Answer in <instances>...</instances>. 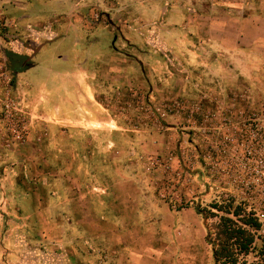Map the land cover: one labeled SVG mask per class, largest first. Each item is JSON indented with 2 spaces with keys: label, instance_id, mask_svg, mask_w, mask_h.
Returning a JSON list of instances; mask_svg holds the SVG:
<instances>
[{
  "label": "rangeland",
  "instance_id": "374dc122",
  "mask_svg": "<svg viewBox=\"0 0 264 264\" xmlns=\"http://www.w3.org/2000/svg\"><path fill=\"white\" fill-rule=\"evenodd\" d=\"M5 6L0 0L1 39H9L4 34L11 30L3 14ZM155 21L142 19L139 24L144 34L139 37L126 23L122 40L117 45L114 41L123 67L104 69L106 82L96 87V94L97 108L103 107L115 127L108 140L116 145L105 152L106 165L98 164L93 148L79 157L77 165L93 185L99 168L111 175L109 179L131 181V187L128 182L118 186L120 217L125 221L132 217L125 200L136 189L141 225L116 229L112 224L84 220L92 228H85L86 233L82 228L81 239L91 234L92 243H82L87 250L75 259L65 251L67 237L56 242L58 237L48 227L41 228L37 221L16 212L17 207L28 210L26 204L19 206L12 195L0 196V215L4 216L0 264H213L206 227L218 219L205 220L194 208L198 203L208 207L227 201L232 205L226 210L236 221L231 215L236 207L260 219L262 227L252 230L254 241L248 254L239 258L246 264H264V101L259 99V87L251 91L243 85L224 87L212 81L211 73L204 82L200 50L195 55L167 50L166 43L156 42L154 29L159 25ZM36 47L33 43L18 57L10 48L0 52V138L8 148L22 153L26 162H22V172L26 174L27 168L40 179L45 162L32 156L40 152L50 133L48 122L36 125L32 107L20 103L21 93L31 96L33 86L20 88L16 73L33 64ZM113 55L106 57L112 61ZM27 73L28 82L29 77H42L38 70ZM7 101L18 103L17 112L9 117L3 112ZM81 150L87 152L85 147ZM95 169L99 172L93 177ZM3 186L8 189L12 184L5 181Z\"/></svg>",
  "mask_w": 264,
  "mask_h": 264
},
{
  "label": "crops",
  "instance_id": "0c3cea01",
  "mask_svg": "<svg viewBox=\"0 0 264 264\" xmlns=\"http://www.w3.org/2000/svg\"><path fill=\"white\" fill-rule=\"evenodd\" d=\"M3 2L6 4L3 14L11 30L4 34L9 39L0 37V52L10 48L18 57L20 52L26 54L33 43L37 44L33 49V64L25 69L26 73L16 72L17 84L20 88H26V84L33 86L31 96L21 93L20 103L32 107L36 125L48 122L50 133L40 145V152L32 156L45 162L40 179L27 168L26 174L22 172L25 162L22 153L8 148L0 138V196L12 195L19 206L26 204L28 210L22 212L17 207L16 212L31 222L37 221L41 228L48 227L58 237L56 242L60 241L59 237H67L65 251L75 259L87 250L81 247L82 243H92L91 234L81 239V229L86 233L85 228H92L84 220L97 221L103 226L112 224L116 229L141 225L136 205L140 194L134 195L136 189L130 190L125 200L132 217L127 221L120 217L118 186L128 182L131 187V181L109 179L111 175H106L109 173L97 168L100 173L93 185L77 166L79 157L84 158L90 148L93 152L97 149L98 164L106 165L105 152L116 145V141L108 140V133L115 127L110 125L103 107L97 108L96 87L105 85L104 69L123 67L113 43L116 40L117 45L122 40L126 23L139 37L144 34L140 21L156 18L159 25L154 29L156 42L166 43L165 48L172 52L195 55L200 50V74L204 82L209 81L206 76L211 73L212 81L224 87L243 85L250 91L259 87V99L264 101V0ZM110 53L114 54L113 62L107 58ZM26 60L29 64V59ZM30 70H38L42 77H29L28 82L24 74ZM79 135L78 140L75 137ZM84 147L87 152L81 150ZM97 169L93 177L99 172ZM5 181L12 184L9 190L3 186ZM3 217L0 215V228Z\"/></svg>",
  "mask_w": 264,
  "mask_h": 264
},
{
  "label": "trees",
  "instance_id": "16d2710c",
  "mask_svg": "<svg viewBox=\"0 0 264 264\" xmlns=\"http://www.w3.org/2000/svg\"><path fill=\"white\" fill-rule=\"evenodd\" d=\"M231 205L230 201L225 205L214 202L208 207H201L200 203L195 204L196 213L202 215L205 220L209 217L218 219L212 227H206L205 240L212 247L213 264H246L239 256L248 254L254 241L252 230L261 227L256 217L239 207L231 214L237 217L238 221L233 219L229 216V210H226Z\"/></svg>",
  "mask_w": 264,
  "mask_h": 264
},
{
  "label": "built area",
  "instance_id": "2783aa9c",
  "mask_svg": "<svg viewBox=\"0 0 264 264\" xmlns=\"http://www.w3.org/2000/svg\"><path fill=\"white\" fill-rule=\"evenodd\" d=\"M17 105H18V103H12L11 101H7L4 105L5 106L4 107L5 109L3 111L4 116L9 117L12 115L13 111L17 112ZM15 114H17V113H15ZM255 217L258 219V217L256 215H255ZM258 221L260 222L261 227H262V223H261L260 219H258Z\"/></svg>",
  "mask_w": 264,
  "mask_h": 264
}]
</instances>
